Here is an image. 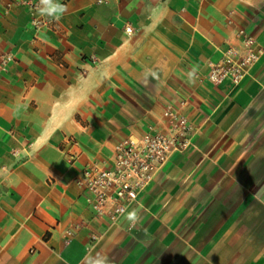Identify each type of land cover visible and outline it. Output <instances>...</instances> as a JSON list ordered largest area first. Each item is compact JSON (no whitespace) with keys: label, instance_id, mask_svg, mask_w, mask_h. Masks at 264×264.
I'll use <instances>...</instances> for the list:
<instances>
[{"label":"crops","instance_id":"crops-1","mask_svg":"<svg viewBox=\"0 0 264 264\" xmlns=\"http://www.w3.org/2000/svg\"><path fill=\"white\" fill-rule=\"evenodd\" d=\"M17 1L0 0V53L16 55L0 73V264H264V0H60L37 38ZM240 30L260 59L211 82ZM175 100L194 146L130 209L134 228L111 225L77 177Z\"/></svg>","mask_w":264,"mask_h":264},{"label":"built area","instance_id":"built-area-1","mask_svg":"<svg viewBox=\"0 0 264 264\" xmlns=\"http://www.w3.org/2000/svg\"><path fill=\"white\" fill-rule=\"evenodd\" d=\"M38 3L39 0L17 1L18 5L28 9L35 38L57 21L40 16L35 10ZM12 5V2L7 3L6 10ZM2 16L0 13V18ZM126 32L131 34V27H126ZM238 36L242 39V48H230L218 62L209 64L207 77L211 82L229 79L238 84L260 59L262 49L255 45V40L244 30H240ZM15 62V53H0V73L7 72ZM185 106L186 101L178 100L167 105L160 118L148 125L142 134H131L118 143L109 163H91L77 177L76 182L84 190L87 204L97 215L108 218L111 225L117 224L140 203L141 196L175 154L194 146L199 129L184 113ZM72 159L75 161L76 155L73 154ZM73 232L70 230L68 234Z\"/></svg>","mask_w":264,"mask_h":264},{"label":"clouds","instance_id":"clouds-1","mask_svg":"<svg viewBox=\"0 0 264 264\" xmlns=\"http://www.w3.org/2000/svg\"><path fill=\"white\" fill-rule=\"evenodd\" d=\"M35 10L40 16H46L51 20L58 21L67 11V5L60 3V0H39ZM125 218L129 222V227L134 228L140 220L138 210L133 209L128 212Z\"/></svg>","mask_w":264,"mask_h":264}]
</instances>
